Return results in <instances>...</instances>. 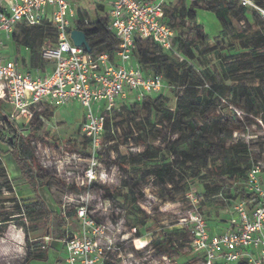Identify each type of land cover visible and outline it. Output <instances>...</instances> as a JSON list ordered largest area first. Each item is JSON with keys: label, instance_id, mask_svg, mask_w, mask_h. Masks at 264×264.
Wrapping results in <instances>:
<instances>
[{"label": "trees", "instance_id": "obj_1", "mask_svg": "<svg viewBox=\"0 0 264 264\" xmlns=\"http://www.w3.org/2000/svg\"><path fill=\"white\" fill-rule=\"evenodd\" d=\"M251 1L264 11V0ZM164 7L168 25L176 31L177 24L185 34V40L181 34L175 39L176 46H183L185 60L179 63L171 58L170 52L150 40L142 39L136 40L133 56L141 60L149 74L162 75L170 86L178 90L176 103L171 108L169 98L152 94L141 103L123 106L106 117V139L114 138L118 126L128 122L127 136L134 147H142V150L130 155L122 154L116 144L100 152V163L110 168L116 166L125 175L121 186L93 182L90 187H79L49 175L38 164L32 143L34 138L47 136L42 129V111L36 112L25 128H19L6 118L8 112L0 106V119L8 131L4 135L0 128V173L3 177L0 196L1 189L10 193L14 191L2 163L5 154L15 161L21 179L35 195L34 202L24 205L18 203L15 197L8 200L15 204V209L12 213H0V233L10 222L22 218L32 224H43L45 234L49 236L51 223L55 221L58 240H63L70 230L80 232L82 225L75 214L52 212L42 199L40 189L48 190L54 184L71 193L100 192L114 208L125 211L129 219H134L129 227L135 230L138 237H142V229L152 222L138 205L137 193L139 186L150 178L161 187L181 185L185 193L192 184L200 185L204 191L200 208L205 202L215 199H221L232 206L231 209L238 202H243L249 212L261 207L258 196L248 190V175L264 160V155L254 158L245 140L237 136L245 134L249 122L253 120L259 119L264 128V16L255 8L244 6L240 0H195L189 9H168L166 4ZM199 10L213 13L221 25V37L214 42H209L197 23ZM235 24L251 30H238ZM47 26L48 30L21 26L22 43L35 50L42 44L55 42L57 35L50 24ZM80 30L86 35L91 54L107 53L115 58L118 41L108 30L107 20L89 22ZM194 34L201 36L198 43L189 40ZM211 56L218 62L220 79L209 69ZM38 62L39 57H36V66ZM193 62H199L201 74L197 73ZM231 106L242 111V120L230 110ZM86 142L89 146L87 139ZM58 143L61 142L56 140ZM1 146L6 147L7 152L4 153ZM68 149L71 151V148ZM74 150L90 155V148ZM151 244L173 264H199L204 261L203 255L188 248L186 260L180 263L172 234L160 230ZM37 247L42 245L39 243ZM48 251L46 247L42 252L33 254L27 263L46 260ZM103 264L114 263L109 258Z\"/></svg>", "mask_w": 264, "mask_h": 264}, {"label": "built area", "instance_id": "obj_2", "mask_svg": "<svg viewBox=\"0 0 264 264\" xmlns=\"http://www.w3.org/2000/svg\"><path fill=\"white\" fill-rule=\"evenodd\" d=\"M262 16L264 11L251 0H240ZM163 0H109L108 30L118 41L115 58L109 54L93 55L76 47L66 28L73 14L69 0H0V101H8L11 110L6 118L27 126L36 112L44 108H67L79 105L85 110L81 131L89 142L92 167L86 171L79 187L97 182L94 167L99 165L106 117L123 106L141 103L146 96L163 88V76L149 74L141 60H133L136 40H150L168 52H174V30L166 21ZM50 17V26L57 35L55 45L43 51L42 57L52 70H24L17 61L3 54L1 35L11 36L20 26L42 28ZM88 22H85L87 25ZM242 120L244 114L230 107ZM118 171L116 167L112 172ZM260 164L248 175V190L255 193L261 207L249 212L243 202L235 203L229 221L212 230L197 211L190 220H182L190 235L192 252L204 256L201 264H264V180L259 179ZM105 212H112L111 202L104 200ZM108 204V205H107ZM63 208L64 205L62 206ZM88 204L74 208L82 227L79 233H67L60 241L65 251V264H103L121 251L109 235L112 224L96 222L90 217ZM66 213H64L65 215ZM71 214V213H70ZM135 233V230H132ZM53 238H44V250Z\"/></svg>", "mask_w": 264, "mask_h": 264}, {"label": "rangeland", "instance_id": "obj_3", "mask_svg": "<svg viewBox=\"0 0 264 264\" xmlns=\"http://www.w3.org/2000/svg\"><path fill=\"white\" fill-rule=\"evenodd\" d=\"M75 4L83 5L87 8L90 17L93 19L95 12L97 13L96 0H72ZM103 1V0H102ZM165 2V0H163ZM178 4L181 0H175ZM249 7H251L249 5ZM98 18V17H97ZM200 21L203 24L205 31L210 34H217L219 31V23L215 19H209V16L200 13ZM96 19H94L95 21ZM238 30H251L246 26L235 24ZM178 34H185L182 28L176 24ZM15 34V33H14ZM215 39V38H214ZM189 40L198 43L201 40L200 35H192ZM210 42H212L210 40ZM17 50L20 47V41L17 40ZM212 44V43H211ZM174 52H170L171 58L181 63L185 60L183 55V46L173 44ZM20 55L19 50L17 51ZM197 73L201 74V66L199 62H193ZM210 71L220 79V68L214 56L209 58ZM255 84V83H253ZM178 90H171L167 95L171 102L169 106L174 108L175 97ZM0 106L5 112L11 110L8 101H1ZM85 110L79 105H71L67 108L47 107L41 112L43 122V132L46 137L32 139L33 146L36 151L37 162L42 169L49 175L62 180L65 184L81 182L87 170L92 167V162L86 154L77 153L74 149L90 148L86 142V138L82 134L81 126L84 122ZM144 116V115H141ZM119 119L116 120L118 122ZM111 123H114L112 121ZM19 128H25V121L21 120L17 123ZM128 122L118 126V131L114 138L106 139L102 137L101 152L109 146L115 144L119 146V150L124 155L135 154L142 147L136 148L133 142L127 136ZM0 128L3 134L7 135L8 131L4 129L3 121L0 119ZM27 135V133H24ZM245 140L249 146L254 158L259 154L264 155V128L259 119L249 122L245 134L237 136ZM56 140L61 143L56 144ZM160 145L159 142L155 143ZM71 148V151L68 149ZM2 151L7 152L6 147L1 146ZM114 154L112 153V157ZM2 163L6 169L8 178L12 181L13 193L1 189L0 196V213H12L15 209V204L10 198L15 197L21 205L34 202L35 195L28 187L23 179H21L20 171L15 161L4 155ZM261 174L259 179L264 180V160L260 163ZM116 167V166H113ZM112 167V168H113ZM112 168L107 167L104 163L97 164L94 170L97 174V182L111 187H119L125 179V175L119 171L112 172ZM117 168V167H116ZM3 181L0 173V184ZM138 205L150 216L152 222L146 225L142 231V237H138L129 227V223H133V218H128L125 211H119L111 205L112 212H105L104 198L100 192H82L71 193L61 189L56 184L50 189H40V195L46 202L48 208L52 212H62L74 214V208L80 204H88L92 211L90 217L96 222L112 224L114 229H111L109 236L114 239L116 244L120 246L121 251L111 255L109 258L114 264H173L163 253L156 250L152 246L151 241L157 237L158 230L172 234L179 252V262L186 260V253L190 247V238L186 234V229L182 220H190L191 212H198L202 215L210 229L227 219L228 213L232 206H229L221 199H215L211 202H205V205L200 208V203L204 201L203 188L198 184H192L188 192H183L182 186L161 187L152 178L142 183L137 189ZM64 205L65 208L62 206ZM108 205V204H107ZM37 228V230H34ZM45 226L43 224H32L26 221L25 218L13 220L0 233V264H65V254L62 251V244L57 239L56 222L51 223L52 242L49 244L48 257L44 261H31L27 263L33 254L42 252L43 250L37 247V244H44ZM43 242V243H41ZM186 247H185V246ZM188 246V247H187ZM191 254V252H189ZM201 264V263H199Z\"/></svg>", "mask_w": 264, "mask_h": 264}, {"label": "crops", "instance_id": "obj_4", "mask_svg": "<svg viewBox=\"0 0 264 264\" xmlns=\"http://www.w3.org/2000/svg\"><path fill=\"white\" fill-rule=\"evenodd\" d=\"M108 1L109 0H103V1L102 0H96V2H97V4H96L97 5V7H96L97 13L92 11V13L94 14V18L92 19L89 15L87 8H85L83 5L75 4L74 1L69 0V2L71 4L72 11H73V14H71L69 16L70 28H72L73 30H80L81 27L85 26V22H88V23L89 22H95L99 19H103V18L107 17L108 13H109ZM193 1H195V0H181V2L178 4V2H176L175 0H165V4H166L168 9H172L174 7H184L186 9H189L190 6L192 5ZM200 13H203V14L209 16V19L214 20V21H215V19L217 20V18L215 17V15L213 13H211L209 11L199 10L198 14H197L198 15L197 23L201 26L203 33L206 35L207 38H209L212 42H214V40L216 38L221 37V32H222L221 25H220L219 21L217 20L219 23L218 33L216 35L215 34H213V35L208 34L205 31L202 22L200 21V18H199ZM48 18H49V20L48 19L46 20L45 26L43 28L46 30H48L47 25H49L51 23L50 17H48ZM94 19H96V20L94 21ZM22 27L21 26L18 27L14 32L15 34L13 33L11 36H6L4 34L1 35V39L4 42L3 54L9 59L17 61L19 63V65L24 70H27L30 72H35L37 69H42V70H45L46 73L51 72L53 65L51 63L45 61L44 58L42 57V54H43V51L45 49L51 48L52 46H54L55 42L50 43L49 45L42 44V45H40V47L38 49H35V50L32 49L31 47H27L22 43V35L20 32ZM174 34H175V37L173 40V44L175 43V45H177L175 39L178 36H180V34H178L177 31H174ZM17 40L20 41V43H19L20 47L18 49L20 52L19 56L17 54V51H18L17 50V45H18ZM210 40H209V42H210ZM36 57H39L38 66L35 65V58ZM135 60H136V58L133 56V60H132L131 64H133ZM171 90H175V88L170 86L165 81V79L163 78V88L160 92L155 93V94L156 95L160 94L166 98H169L167 93H169ZM170 102H171V100H170ZM175 103H176V97H175ZM174 106H175V104H174ZM229 217H230V211L228 213L227 219L219 222L218 225L224 226L229 221ZM70 233H79V232H74V231L70 230ZM60 241L61 240H59V242ZM48 248H49V246H48ZM62 251H64L63 246H62ZM64 254H65V251H64Z\"/></svg>", "mask_w": 264, "mask_h": 264}, {"label": "water", "instance_id": "obj_5", "mask_svg": "<svg viewBox=\"0 0 264 264\" xmlns=\"http://www.w3.org/2000/svg\"><path fill=\"white\" fill-rule=\"evenodd\" d=\"M66 33L70 36L72 43L76 47H83L87 51V53L91 52L89 43L86 39V35L81 30H73L72 28H66Z\"/></svg>", "mask_w": 264, "mask_h": 264}]
</instances>
